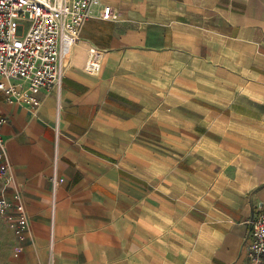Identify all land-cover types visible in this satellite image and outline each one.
<instances>
[{
    "label": "crops",
    "instance_id": "0c3cea01",
    "mask_svg": "<svg viewBox=\"0 0 264 264\" xmlns=\"http://www.w3.org/2000/svg\"><path fill=\"white\" fill-rule=\"evenodd\" d=\"M37 97L33 109L0 93L4 193L28 218L9 264H248L264 203V0H99L59 96Z\"/></svg>",
    "mask_w": 264,
    "mask_h": 264
},
{
    "label": "built area",
    "instance_id": "2783aa9c",
    "mask_svg": "<svg viewBox=\"0 0 264 264\" xmlns=\"http://www.w3.org/2000/svg\"><path fill=\"white\" fill-rule=\"evenodd\" d=\"M99 0H0V93L9 103H24L36 109L37 95L46 90L60 94L65 73V59L80 38L81 29L92 16ZM113 17L110 5L99 15ZM101 69L98 51L89 47L84 71L97 74ZM5 117H0V217L12 230L18 243L15 254L22 250L21 240L28 229L24 204L17 191L11 198L4 193L13 177L2 133ZM58 153L52 158V185L63 181L56 176ZM246 245L248 264H264V203H258L249 222ZM52 245V240L51 244ZM47 264H53L50 256Z\"/></svg>",
    "mask_w": 264,
    "mask_h": 264
},
{
    "label": "rangeland",
    "instance_id": "374dc122",
    "mask_svg": "<svg viewBox=\"0 0 264 264\" xmlns=\"http://www.w3.org/2000/svg\"><path fill=\"white\" fill-rule=\"evenodd\" d=\"M15 241L11 229L0 218V264H9V259L15 253Z\"/></svg>",
    "mask_w": 264,
    "mask_h": 264
}]
</instances>
